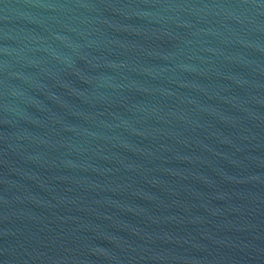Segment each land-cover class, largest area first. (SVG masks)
<instances>
[{
    "label": "water",
    "instance_id": "obj_1",
    "mask_svg": "<svg viewBox=\"0 0 264 264\" xmlns=\"http://www.w3.org/2000/svg\"><path fill=\"white\" fill-rule=\"evenodd\" d=\"M0 264H264V0H0Z\"/></svg>",
    "mask_w": 264,
    "mask_h": 264
}]
</instances>
